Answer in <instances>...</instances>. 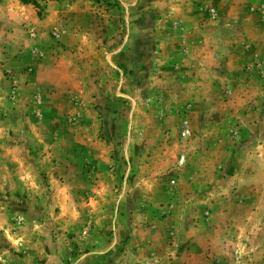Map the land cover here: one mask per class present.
Returning <instances> with one entry per match:
<instances>
[{
    "label": "rangeland",
    "instance_id": "obj_1",
    "mask_svg": "<svg viewBox=\"0 0 264 264\" xmlns=\"http://www.w3.org/2000/svg\"><path fill=\"white\" fill-rule=\"evenodd\" d=\"M0 0V264H264V0Z\"/></svg>",
    "mask_w": 264,
    "mask_h": 264
},
{
    "label": "trees",
    "instance_id": "obj_2",
    "mask_svg": "<svg viewBox=\"0 0 264 264\" xmlns=\"http://www.w3.org/2000/svg\"><path fill=\"white\" fill-rule=\"evenodd\" d=\"M19 2L21 4H27L30 3L31 5H33V7L38 8L39 7V3L37 2V0H19Z\"/></svg>",
    "mask_w": 264,
    "mask_h": 264
}]
</instances>
